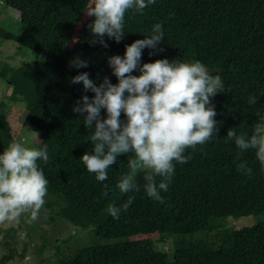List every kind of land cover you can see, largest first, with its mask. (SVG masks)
Instances as JSON below:
<instances>
[{
  "label": "trees",
  "instance_id": "1",
  "mask_svg": "<svg viewBox=\"0 0 264 264\" xmlns=\"http://www.w3.org/2000/svg\"><path fill=\"white\" fill-rule=\"evenodd\" d=\"M92 1L0 0V44H13L14 55L22 57L18 65L2 64L0 80L10 88L11 102L37 110L40 148L47 144L50 157L47 165L38 162L49 185L33 225L52 224L48 238L42 236L45 243L58 232L54 225L61 220L87 235L82 244L75 236L66 237V251L55 247L56 264H264V168L254 150L240 153L234 142L225 140L230 128L250 136L259 116H264V0H156L143 15L129 10L124 38L116 43L105 36L107 48L92 43L97 38L88 25L94 17L87 16L74 34ZM157 23L164 32L157 46L162 51L149 55L153 50L145 48L141 66L161 59L200 61L225 86L210 98L219 124L217 137L202 149L186 151L191 160L176 164L168 191L161 193L164 203L146 195L143 173L137 176L139 192H119L116 185L128 171V156L117 158L103 182L88 173L80 159L93 150L89 137L95 126L86 128L84 116L72 110L83 95L94 97L83 91L82 83L72 84V78L87 72L97 86L105 77L117 84L108 59L123 57L126 46L150 36ZM72 36H77L76 43L70 47ZM75 59L87 61L88 67H73ZM250 96L256 97L255 105L248 104ZM0 106L2 154L16 138ZM120 119L126 122L123 113ZM242 162L252 169L250 176L237 170ZM129 196L135 197L132 204L113 219L107 206L120 207ZM248 216L254 217L252 224L226 223ZM26 218L19 224L28 227ZM7 234L3 246L8 245ZM153 234L158 241L131 240ZM167 241L168 251L158 247ZM11 259L9 253L0 262Z\"/></svg>",
  "mask_w": 264,
  "mask_h": 264
},
{
  "label": "clouds",
  "instance_id": "2",
  "mask_svg": "<svg viewBox=\"0 0 264 264\" xmlns=\"http://www.w3.org/2000/svg\"><path fill=\"white\" fill-rule=\"evenodd\" d=\"M155 2L93 0V6L86 13L94 17L93 23L88 25L97 38L92 43L107 48L105 36L120 43L126 33V13L132 10L134 14L143 15L144 10ZM162 40L163 27L157 23L150 36L126 46L123 57H110L108 65L118 81L115 85L105 77L97 86L87 72L71 80L72 84L82 83L84 92L94 93L92 99L83 95L72 109L84 116L86 128L92 130L93 124L95 126L89 137L93 150L80 159L88 173L103 182L117 158L128 156V171L121 175L116 185L119 192H139L141 186L137 183V176L143 173L146 195L160 203H164L161 193L168 191L176 164H186L191 160L190 155H185L186 151H195L197 146L202 149L217 137L219 124L210 98L225 89L221 77L211 75L200 61L184 63L161 59L141 66L143 50L152 49L149 55L162 51L157 49ZM72 66L87 68L88 63L75 59ZM137 70L141 74L132 75ZM256 103L255 96L248 98L249 105ZM102 110L105 116L101 115ZM122 113L126 122L120 119ZM225 140L234 142L240 153L254 150L256 159L264 168V116H259L250 136L238 134L236 128H230ZM38 162L45 165L50 162L47 144L37 149L25 146L24 142L13 141L0 154V224L17 221L25 213H30L33 220L38 217L46 203L49 185ZM237 170L242 175L252 174L247 162L239 163ZM134 199V196H129L120 207L109 204L106 211L113 219H118Z\"/></svg>",
  "mask_w": 264,
  "mask_h": 264
},
{
  "label": "rangeland",
  "instance_id": "3",
  "mask_svg": "<svg viewBox=\"0 0 264 264\" xmlns=\"http://www.w3.org/2000/svg\"><path fill=\"white\" fill-rule=\"evenodd\" d=\"M93 6V1L89 4V8L83 14L81 20L78 22V25L75 29V35H78V30L81 28L83 23L87 18V12ZM2 21H0L1 24ZM76 37L72 36L70 47L74 46L76 43ZM15 49L13 44L9 42H4L0 44V69L3 63H8L12 66L18 65L21 60L20 55H14ZM28 57L32 60V56L27 54ZM10 88L0 80V105H2L5 110V118L10 124L11 132L13 136L16 138L17 142H24L27 147H34L40 149V139L37 134L38 127V112L37 110L27 111L25 109L24 103L21 101L11 102L9 100ZM1 107V106H0ZM4 112V111H3ZM21 135V136H20ZM20 136V137H19ZM29 216H21L17 221L14 222H6L4 224H0V259L3 256H7L9 253L13 255V259L7 260L4 263L0 262V264H56L58 256L56 255L55 247H58L60 252L65 250L66 237L69 235L75 236L77 244H82V242L86 241V233L75 232L71 225L64 221L55 222L54 231H58L52 235L51 242L45 243L42 239V236L46 234V238H48V234L51 232V223L48 225L37 224L33 225V220L31 215ZM26 218V223L28 227L19 224L22 219ZM44 218V217H42ZM254 218L253 216H248L241 221H233L228 220L226 223L228 226L236 227L245 224H252ZM7 234V246H3L2 242L4 241V233ZM139 239H153L158 241V235H145V236H136L131 238V240H139ZM171 242L167 241L165 244L159 243L157 244L164 251H168ZM41 247H43L41 249ZM73 247V246H72ZM22 252V256L19 257V254Z\"/></svg>",
  "mask_w": 264,
  "mask_h": 264
}]
</instances>
